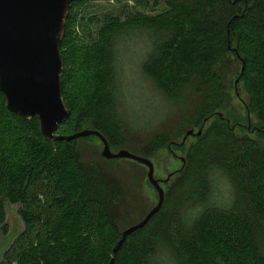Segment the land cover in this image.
<instances>
[{
	"label": "trees",
	"instance_id": "trees-1",
	"mask_svg": "<svg viewBox=\"0 0 264 264\" xmlns=\"http://www.w3.org/2000/svg\"><path fill=\"white\" fill-rule=\"evenodd\" d=\"M88 1L74 2L66 23L62 82L64 103L71 117L57 136L81 132L77 120L82 115H89L103 128L114 124L116 42L141 29L161 37L143 70L171 101L176 102L193 83L216 86L213 68L232 51L242 67L245 64L238 85L243 81L249 96V104L243 102L247 116L260 114L264 122V0H163L167 11L155 16H130L125 20L109 15L91 17L88 22L96 28L97 39L68 53L75 26L72 13ZM76 76L79 84L70 88ZM236 89L240 98L238 86ZM6 104L0 91V229L7 234L6 204L20 206L26 248L15 258L6 256L1 264H111L122 232L113 225L104 205L88 195L84 171L68 149L77 141L98 138L47 140L40 132L38 117L26 121L11 113ZM216 113L232 120L225 111H216L208 117L200 137L213 119L219 122L213 126V133L220 130L231 135L238 127L243 128L241 122L228 125ZM192 129L197 131V127ZM89 130L100 132L108 140L99 129ZM259 130L264 135V123ZM253 147L250 137H238L229 147L211 150L199 161L202 176L207 177L212 170L228 176L233 189L231 206L218 207L210 202L211 181L205 179L195 216L189 218L177 210L148 244L131 243L163 207L146 228L127 239L113 264H149L155 240L167 249L174 264H264V159L251 156ZM184 158V170L174 176L185 172Z\"/></svg>",
	"mask_w": 264,
	"mask_h": 264
},
{
	"label": "rangeland",
	"instance_id": "rangeland-1",
	"mask_svg": "<svg viewBox=\"0 0 264 264\" xmlns=\"http://www.w3.org/2000/svg\"><path fill=\"white\" fill-rule=\"evenodd\" d=\"M165 11L163 0H90L72 13L75 26L66 52H76L97 39L96 28L88 22L91 17L109 15L125 20L130 16H155ZM159 37L151 30L141 29L117 39L116 120L112 126L103 128L89 115H82L77 120L81 132L99 129L108 138L113 153L127 149L150 158L155 165V178L166 181L183 166V162L173 156L169 144H181L192 127H197L198 131L204 120L216 111H225L233 120L231 125L241 122L244 127H238L231 135L220 130L213 133V126L219 125L218 120L213 119L207 124L204 136L191 137L184 149H174L177 156L187 158L186 170L174 176L168 185L161 184L166 193L164 209L145 231L131 240L139 245L148 244L173 212L178 210L189 218L195 216L200 209L198 200L204 191L202 183L205 179L211 181L212 204L226 208L232 205L233 189L228 176L219 170L210 171L207 177L201 175L199 161L206 153L229 147L236 138L248 136L254 142L251 156L264 159V135L259 132L264 123L262 115L247 116L243 102L249 104V96L243 81L238 85L241 97L235 94V84L242 70L240 58L232 51L223 55L213 68L218 80L216 86L196 82L187 87L176 102L171 101L143 70ZM78 84L76 76L70 88ZM102 148V142L95 138L80 140L68 147L84 171L88 195L104 205L113 225L123 232L147 216L158 204V194L148 184L147 168L130 160L107 161L101 157ZM19 209L18 205L6 204L8 232L4 234L0 229V264L6 256L15 258L26 248L25 225ZM155 244L149 264H174L167 249L156 240Z\"/></svg>",
	"mask_w": 264,
	"mask_h": 264
},
{
	"label": "water",
	"instance_id": "water-1",
	"mask_svg": "<svg viewBox=\"0 0 264 264\" xmlns=\"http://www.w3.org/2000/svg\"><path fill=\"white\" fill-rule=\"evenodd\" d=\"M78 0H0V91L6 97L7 109L26 121L38 117L40 132L47 140L72 142L90 137L98 138L103 148L101 157L107 161L130 160L147 168L149 184L158 194V204L139 223L122 232V239L114 250V263L118 251L129 237L146 228L165 204L166 181L155 178L152 160L127 149L113 153L108 140L98 131L84 130L72 136H57L59 128L68 122L71 112L63 99L64 60L62 43L71 5ZM243 63L241 76L244 74ZM238 80L236 81V87ZM236 94L238 91L236 89ZM207 118L198 133L189 130L181 144L190 137H200ZM173 153V151H172ZM174 154V153H173ZM182 171L186 166L185 158Z\"/></svg>",
	"mask_w": 264,
	"mask_h": 264
},
{
	"label": "flooded vegetation",
	"instance_id": "flooded-vegetation-1",
	"mask_svg": "<svg viewBox=\"0 0 264 264\" xmlns=\"http://www.w3.org/2000/svg\"><path fill=\"white\" fill-rule=\"evenodd\" d=\"M235 86H236V85H235ZM237 86H238V84H237ZM217 115H218V117L221 118L222 120L227 121V124H228V125H231V120H229V119H227L226 117H224V115H223L222 113H218ZM241 126H242V125H241ZM242 127H244V126H242ZM248 128H250V127H248ZM173 146H177V145H173ZM170 151H171V152L173 151V153H174V150L172 149V147H171ZM173 153H172V154H173ZM173 156H174L176 159H178L179 161H181V158H183L182 156H177L175 153L173 154ZM181 162H182V161H181ZM154 190H155V189H154ZM155 191H156V190H155ZM154 207H155V206H153L149 211H151Z\"/></svg>",
	"mask_w": 264,
	"mask_h": 264
}]
</instances>
